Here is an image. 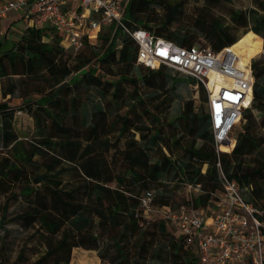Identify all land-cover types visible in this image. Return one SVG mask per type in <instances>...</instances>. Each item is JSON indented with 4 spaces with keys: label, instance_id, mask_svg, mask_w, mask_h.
Listing matches in <instances>:
<instances>
[{
    "label": "trees",
    "instance_id": "16d2710c",
    "mask_svg": "<svg viewBox=\"0 0 264 264\" xmlns=\"http://www.w3.org/2000/svg\"><path fill=\"white\" fill-rule=\"evenodd\" d=\"M152 3H159V0H129V11L134 20H125L127 25L130 28H146L155 35L182 46L200 43L218 50L224 46L232 45L238 39L217 20L200 21V28L204 31L208 43L196 42L194 36L190 34L168 30L176 14L180 11L178 3H161L166 9L163 22L157 28H151L148 25L150 20L140 18L138 13L147 9ZM259 7L264 10V3H261ZM250 13L254 17V22L248 30H252L264 38V11L259 12V10L249 8L248 12H245L231 8L229 16L231 21L246 27ZM109 34L110 28L102 27L95 44L85 43L83 49H88V51L82 52V49L75 54L73 68L62 59L57 64L55 63V56L61 48H48L41 40L43 31L37 27H28V31L22 34L14 47L3 49L0 41V78L14 74L19 77H22L23 74L34 77L37 76V69L45 66L52 75V79L59 82L89 64L94 57L97 61L94 68L87 66L82 78L80 80L75 79L72 86L58 88L56 100L49 103L51 108L47 109L42 104H37L36 108H32L31 104H28L27 112L33 117L37 126V133L41 137L39 142L35 140L26 144L27 142L19 139L13 124L16 111L10 109L6 102H0V113H2L0 115V142L2 148H9L10 150V154L0 158V191L7 194V200L17 196V194L32 200L31 195L39 190L38 187L35 188L36 184H44L52 197L50 207L47 206L46 202H41L37 208L32 206L30 210L17 215V218L24 219L27 224L37 221L50 233H60L56 240L49 242L45 253L38 258V261L54 257L55 264H68L73 247L84 245L86 248L96 249L95 242L98 234L90 230L94 217H96L101 233L108 235L107 241L111 243L112 246L110 247L116 254V262L118 264H137L140 250L143 249L146 252L148 249L147 242H145V232L140 224L142 216L139 197L145 191L154 189L147 188L141 194H137L134 185L145 186L150 182L160 180L169 172H173V178H176L184 189L177 196L180 201L177 202L175 209L184 206L202 211L204 207L206 208L211 204L216 206L218 202L221 190L217 178L218 172L215 165L217 155L210 131L209 117L208 114L201 117L197 116V113L193 111L191 100L183 104L180 119L184 121L185 128L195 132L204 142L199 146L195 145L194 141L182 144L180 136L174 138L171 136V143L184 153L185 157L183 158H175L171 148L166 150L162 147L159 154L150 160V152L158 148V145L161 146L162 125L156 126V128L144 123L133 125V120L129 114H117L107 128L105 124L106 114H104L107 110L100 103H97L94 104L93 110H90L88 114V117L90 116L89 124L85 123L87 120L86 110L83 113L81 124L87 125L84 130L86 140L105 141V139H98L100 134H102L101 136L108 135L107 131H111L117 124H119L118 133L121 135L130 130L139 132V139H136L132 134V137L126 140V148L123 152V158L127 164L126 174L111 175L109 172L105 176L103 168L100 166L103 164V160L93 158L94 145L88 142L81 148L79 142L73 143L71 140L58 141L60 147L67 149V159L74 162L77 173L84 176L82 195L85 201L74 200L76 188L64 189L61 187L62 181L59 176L64 168L59 167L54 170L60 162L58 158H52L43 172L35 173L32 177L27 173L25 166L33 163V156L45 152L42 146L45 147L44 149L49 148L52 145V140L60 136L58 134L64 135L70 129L72 130L71 127L79 125L80 101L89 95L93 89H96L97 93L103 97L110 94L113 103L121 95V91L124 92V82L131 83L133 89L130 99L133 104L130 111L132 112L133 109L141 106L139 114H147L146 116L152 120V124L159 122L158 112L170 105L173 100V91L170 88H165L166 80L164 83H160V86L157 84L159 75L163 76L162 69L167 66L160 65L157 69H153L138 64L136 62L137 46L134 39L118 30L116 32L118 37L122 35L115 44L113 38L110 39ZM93 49H102V52L97 54ZM132 63L145 67V72L141 75V82L154 89L149 98L152 99V102L158 100L154 104L155 109L146 103V98L141 93L143 86L140 85L138 79L130 76L129 70ZM114 65L119 66L120 70L115 71ZM251 69L254 76L252 104L243 113L245 124L241 130L234 134L235 145L231 152H223L219 158L222 170L234 179L240 188L247 189V194L244 193L246 198L264 210V134L260 132V128L264 127V62L252 60ZM191 80L195 83L193 79ZM14 88L15 85L11 84L9 91H13ZM199 89L202 92L203 101L207 102L205 89L202 86H199ZM71 93L73 97L68 99L67 96ZM163 94L167 97L162 98ZM69 105L74 107L72 114ZM254 109L260 113L259 117L253 114L252 110ZM197 119L200 120L199 124H196ZM204 165H206V169L203 171ZM112 181L116 183L115 187L108 184ZM31 183L35 186H32ZM17 184H21L18 193L14 190V186ZM185 184H200L201 190L194 192V194L190 193L186 190ZM159 196L161 198L159 204L167 205L170 203L167 201L164 192ZM51 206L57 211L50 209ZM261 219H264V216ZM156 225L161 233H165L166 226L163 220L157 221ZM262 233H264V228H262ZM84 237L91 238L94 242L88 245L83 244L80 240ZM125 243H132L137 246L135 255L131 256L130 249H125ZM166 243L169 248V255L173 258L171 263L201 264L197 253L192 251L194 246L187 243L184 236L180 235L179 238L168 236ZM21 256L22 254L18 255V257ZM99 256L102 257L100 254Z\"/></svg>",
    "mask_w": 264,
    "mask_h": 264
},
{
    "label": "rangeland",
    "instance_id": "374dc122",
    "mask_svg": "<svg viewBox=\"0 0 264 264\" xmlns=\"http://www.w3.org/2000/svg\"><path fill=\"white\" fill-rule=\"evenodd\" d=\"M161 3L179 4L180 11L176 14L168 30L180 31L181 33L190 34L194 36L196 42L208 43L206 37L204 36V31L200 28V21L208 22L211 20H217L226 26L230 34L238 37V39L232 43V47L239 52L244 62H248L251 58V62L252 60L259 61L260 63L264 62V38L256 34L254 31L248 30L254 22V17L252 14H249L250 17L246 27H242L239 24L231 21L229 16L231 8L245 12H248L249 8H254L259 10V12H262L264 10H261L259 5L264 3V0H159V3H152L147 9H144L138 13L140 18L150 20L148 25L151 26V28H157L158 25L163 22L166 9L163 8ZM12 13L13 11L9 13L8 16L10 17L5 19L2 24L3 27L10 25L7 33L4 30L6 27L1 30L0 26V41L2 43L3 49H7L12 42L14 43L15 40H19L22 34L28 31V22L26 17H21V15L14 16ZM124 20H134L129 11V2L126 6ZM138 23L140 24V22ZM164 31L168 32L167 30ZM121 35L118 37V34H115L113 37L115 44H117L119 41L118 38L120 39ZM54 36L57 38L56 34H54ZM60 39L61 38L59 36V43ZM67 51L71 52L72 49L68 48ZM93 51L101 54L102 49H93ZM65 54L69 55L66 52ZM68 64L73 68L75 62L71 61ZM96 65L97 61L91 60L88 64V68H94ZM113 68L115 71L120 70L119 66L117 65H114ZM129 71L130 76L136 77L140 85L143 86L141 88V93L146 98V103L150 104V106L154 108V104L157 103L158 100L152 102V99L149 98L154 89L147 87L145 83L141 82V75L145 72V67L132 63ZM161 72L163 73V76L159 75V82L157 83L158 86H160L159 84L164 83V80H166L165 88H170L173 91L174 97L170 105L158 112V117H160L159 122L152 124V120L146 116L147 114H139L141 106L133 109L134 111L132 112L130 111L133 104L130 99L133 85L129 82H124V92L122 93L121 91V95L118 96L116 102L113 103L111 102L113 98H111L110 94L103 97L100 96L95 90L90 93V99L93 100V102L90 100L85 102V114L87 117L85 123L89 124L88 122L90 116L88 117V114L90 110H93L94 103H100V105L107 110L106 113H104L106 114L105 124L107 125V128L117 116V114H129L133 120V125L144 123L155 128L156 126L158 127L162 125L160 133L162 137V142L160 143L161 146L158 145V148L150 152V160H152L155 155L159 154V150H162V147L166 150L171 148L175 158L180 159L185 157L184 153L180 149L173 146L170 139L171 136H173L172 138L180 136L182 144L194 141L195 145L197 146L202 144L204 140L198 137L195 132L189 131L188 128H185L183 124L184 121L180 119L183 104L191 100L193 111L196 112L197 116L199 117L207 114V104L206 101H203L202 92L200 91L199 86H196L195 83L192 82L191 78L169 67H164ZM14 78L17 79L18 77ZM166 97L167 96L163 94L162 98ZM16 110L17 112L14 126L19 139L27 142L26 144L35 140L39 142L41 137L34 131L32 122L25 113L23 106L16 107ZM252 111L256 117L260 116V113L257 110L254 109ZM69 123L70 120L67 122V124L69 125ZM199 123L200 120L197 119L196 124ZM244 124L245 119L235 127L233 133L235 134L241 130ZM77 126H79L77 129H73ZM86 127L87 125H82L79 123V125L71 127L72 130L70 129V131L64 133V135L58 134L60 136L52 140V145L49 148L46 147L47 149H44L45 147L42 146V149L45 152L35 154L33 156V163L25 166L27 173L32 177L35 173L43 172L46 169L47 163L50 162L52 158H58L60 162L55 166L54 170L59 167L64 168V171L59 176L62 181L61 187L64 189H70L72 187L76 188L74 200L85 201L84 196L82 195L83 183L85 182L84 176L82 174L80 176L77 173L74 167V162H71L67 159V149L60 147L58 141L61 140L64 142L65 140H71L73 143L79 142L81 148L88 142L94 145V150L92 151V155L94 156L93 158L103 160V164H100V166L103 168V173L105 176L109 172L111 175L126 174L125 171L127 170V164L123 158V152L126 148V140L131 138L132 134L136 139H139V132L130 130L121 135V133H118L119 124H117L111 129V131H107L108 135L105 134L101 136L102 134H100L98 139H105V141H88L86 140V133L84 131ZM260 132L264 134V127L260 128ZM223 150H229V148L223 147ZM8 154H10L9 148H2L0 142V158ZM205 169L206 165L203 166V170ZM173 177V172H169L166 176H162L160 180L150 182L145 186H140L139 184L134 185L136 186L134 189L137 194H141V192L147 188L154 189L156 193L155 202L158 204L160 203L161 199L159 194L164 192V194L167 196V201L170 202L167 205H169L171 208H175L176 204H178L177 202L180 201V198L177 196L183 192L184 189L182 188V185L179 184L178 180ZM108 184H110L112 187L116 186L114 181L109 182ZM20 186L21 184L14 186L15 192L18 193ZM37 187L39 190L31 195L32 200L29 197L19 194H17V196L8 198L7 200V194H3L0 191V264H55L54 257H48L42 261H38V258H40V256L45 253L49 242L56 240L60 233H50L46 228L39 225L37 221L27 224L24 219L17 218L19 213L30 210L32 206L37 208V205L41 202H46L47 206L50 207L52 197L50 196L49 189L44 186V184H36L35 188ZM247 192V189L243 190V193L247 194ZM210 206H212L214 209L217 204L216 206L212 204ZM53 207L50 209H53ZM53 210L57 211L56 209ZM206 210L207 207H204L202 211L205 212ZM159 220H163L165 222V233H161L157 229L156 224ZM143 229L145 232V242H147L148 249L146 252L143 249L140 250V257L137 264H173L171 263L173 258H171L169 255V248L166 242L168 236L179 238L180 233L176 227L164 220L161 214L157 213L153 214L149 219L146 220L145 224L143 225ZM90 230L91 232L98 234L97 240L95 242L97 248L89 249L84 245L73 247L68 264H89L86 261L87 258L93 259L96 264H118L116 262V254H114L113 249L110 247L112 245L109 241H107L108 235L106 233H101L100 227L97 225L96 217H94V221L90 226ZM80 241L86 245L92 244L94 242L91 240V238L86 237L82 238ZM136 248L137 246H134L132 243H125V249H130L131 256L135 255ZM192 251L196 253V249L194 247ZM19 254H22V256L18 257ZM99 254L102 255V257H100ZM236 262L237 260L232 258L223 262L222 264H236ZM176 264L182 263L179 262Z\"/></svg>",
    "mask_w": 264,
    "mask_h": 264
},
{
    "label": "built area",
    "instance_id": "2783aa9c",
    "mask_svg": "<svg viewBox=\"0 0 264 264\" xmlns=\"http://www.w3.org/2000/svg\"><path fill=\"white\" fill-rule=\"evenodd\" d=\"M129 0H0V22L11 11L22 12L37 26L60 32V46L76 54L85 43L95 44L102 27L110 28V39L118 30L134 39L136 62L157 69L160 65L193 79L207 93V114L217 155L220 183L217 206L205 212L190 207L171 208L155 202V191L140 197L143 226L153 214H161L196 248L201 264H264V210L250 202L238 183L221 167L220 154L235 145L234 129L252 104L254 76L251 59L243 62L232 45L218 50L208 45L182 46L155 35L146 28H130L124 20ZM109 39V41H110ZM229 147V150H223ZM204 171V170H203ZM190 193L201 185L185 184Z\"/></svg>",
    "mask_w": 264,
    "mask_h": 264
},
{
    "label": "crops",
    "instance_id": "0c3cea01",
    "mask_svg": "<svg viewBox=\"0 0 264 264\" xmlns=\"http://www.w3.org/2000/svg\"><path fill=\"white\" fill-rule=\"evenodd\" d=\"M12 15H21V17H26L28 22V27H37L40 30L43 31V36L41 40L45 43V45L48 48L58 49L61 48L58 40L60 36V32L55 29L54 27H49L47 25H41L37 26L33 23V20L31 18H27V16L24 15L22 12H13ZM10 16H6L3 18L0 22L1 30L4 29L6 26H2L3 21L7 19ZM15 19V18H14ZM10 28V25L4 29L7 33L8 29ZM53 33V34H52ZM54 34L57 35V38L54 36ZM61 38V36H60ZM16 39V38H15ZM16 41V42H15ZM14 43L12 42L8 48L14 47V45L19 41L18 39L15 40ZM62 49V48H61ZM56 54L55 56V63L57 64L59 60L62 59V61H67V63L71 61H75L74 58L76 57L75 54L71 51L67 50H61ZM91 49V48H90ZM15 50V48H13ZM82 50V49H81ZM88 49H83L82 52H87ZM68 53L69 55L65 54ZM79 52V51H78ZM102 52V51H101ZM98 54V53H97ZM83 57V56H81ZM92 60H96V57H94ZM87 65L82 67L81 69L77 70L76 72H73L69 76L65 77L61 81L57 82L56 79H52V75L49 73L47 68L45 66H41L37 69V76L32 77V75L25 76L24 74L22 77H19L17 74L9 75L0 78V102H6L8 107L10 109H14L16 112V107L23 106V109L29 119L32 122L34 131L37 133V126L35 125L33 117L27 112L28 104H31L32 108H36L37 104H42L45 108L49 109L51 106L49 105L50 102L53 100L55 101V97L58 92L59 87H66V86H72L73 82L76 80H80L82 78V74L87 69ZM96 73V72H95ZM14 77H18L15 79ZM14 84L15 88L13 91H9L10 85ZM72 90V89H71ZM97 91L96 89H93V91ZM73 94L71 93L67 98H72ZM92 101L90 99V94L86 95L85 98L81 99V108H80V116L78 119L79 123H82V116L85 111V102ZM71 103V99H70ZM95 104V103H94ZM70 113H73L74 107L72 105H69ZM2 113H0L1 115ZM15 124V123H13ZM15 129V126H14ZM16 131V129H15ZM17 132V131H16ZM37 137V135H36ZM229 148V147H228ZM196 249V248H195ZM197 251V250H196ZM86 261L89 264H96V262L93 259L87 258ZM74 262V261H73Z\"/></svg>",
    "mask_w": 264,
    "mask_h": 264
},
{
    "label": "bare ground",
    "instance_id": "6f19581e",
    "mask_svg": "<svg viewBox=\"0 0 264 264\" xmlns=\"http://www.w3.org/2000/svg\"><path fill=\"white\" fill-rule=\"evenodd\" d=\"M233 48V47H232ZM234 49V48H233ZM238 54H239V52L236 50V49H234ZM239 56H240V54H239ZM240 59L243 61V59H242V57L240 56ZM244 62V61H243Z\"/></svg>",
    "mask_w": 264,
    "mask_h": 264
}]
</instances>
